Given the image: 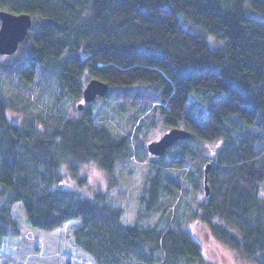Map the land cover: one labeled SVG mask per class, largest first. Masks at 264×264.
<instances>
[{
	"label": "trees",
	"instance_id": "trees-1",
	"mask_svg": "<svg viewBox=\"0 0 264 264\" xmlns=\"http://www.w3.org/2000/svg\"><path fill=\"white\" fill-rule=\"evenodd\" d=\"M1 9L33 18L20 45L25 55L15 62L22 79L55 76L67 96L79 99L84 81L98 78L109 94L152 100L166 125L192 133L175 143L188 163L177 154L178 171L163 161L151 166L142 200L152 212L164 200L165 209L176 207L183 190L199 189L206 159L190 164L200 155L194 143L223 138L210 162V194L205 190L195 212L220 240L264 264V0H0ZM194 95L206 105L190 103ZM5 102L0 96V264H10L11 238L19 232L14 205L32 226L60 227L57 264H127L119 253L142 251L132 264H154L155 251L165 253L163 264H208L174 215L161 228L126 225L121 210L98 196L53 188L65 152L112 171L131 132L117 138L88 113L56 115L60 125L52 129L21 126L9 121Z\"/></svg>",
	"mask_w": 264,
	"mask_h": 264
},
{
	"label": "rangeland",
	"instance_id": "rangeland-1",
	"mask_svg": "<svg viewBox=\"0 0 264 264\" xmlns=\"http://www.w3.org/2000/svg\"><path fill=\"white\" fill-rule=\"evenodd\" d=\"M256 14L261 15L258 12ZM185 25L190 26L189 23ZM212 42L218 43L215 39H212ZM15 54V57L11 59L12 55L0 53V96L8 104L6 114L10 122L21 126L33 122L40 129H52L58 124L60 125V122L54 119L56 115L69 116L88 113L96 122L102 121L104 125L112 129L117 138L128 137L129 132L132 134L129 138V149L118 158L112 171L104 168L94 159L81 161L68 155L67 152H63L65 155L59 158L60 165L54 170L53 188L70 190L78 197L96 199L98 196L102 203L121 210V221L126 225L139 224L143 228H153L154 226L161 228L165 225L164 220L169 215H174L175 218H180L183 221L188 231L200 242L203 248V258L208 264H256L220 240L209 225L201 219L200 211L195 212V209L198 210L200 202L207 197L202 174H198L200 175L198 177L199 189L191 187L187 193L183 190L184 194L180 199H177L176 207L168 206L165 209L167 200H164L162 208L157 211L152 212L145 207L142 195L149 175L154 173L151 166L158 165L160 161H163V163L172 165V168L176 167L177 164L174 163L178 160V158L176 159L177 154L182 158L181 162L189 161V157L187 160L182 157L180 143H174L162 155L152 154L149 151L148 144L151 141L159 140L172 128L166 125L159 111H154L152 100L150 103L140 102L141 99L137 100L139 95L137 98L125 99L113 93L98 97L92 102H86L83 97L72 98L67 96L55 76L49 75L47 78L38 76L32 81L22 79L17 72L18 63L15 62L20 56L25 55V52L20 47ZM7 62L16 65L13 66V71L10 68L8 71H4L3 64ZM1 65H3L2 68ZM88 81H84V88ZM135 86L131 91H136ZM148 88L153 90V88ZM214 98L215 96L211 101ZM80 103L84 104L83 109L78 108ZM190 103L195 107L205 106L207 98L194 95ZM101 118L106 120H100ZM176 127L183 128L182 125ZM194 144L199 148L200 155H191L194 156V159L190 164L199 165L200 162L197 163L195 160L205 158L206 160L201 163L203 170L207 162L215 163L217 152L223 146L224 139L197 140ZM190 166H186L184 169L188 170ZM170 170L178 171L174 168ZM183 185L186 184L183 183ZM12 219L17 223L19 232L11 238L10 264H57L60 227L44 230L32 226L27 220L24 208L18 205H14L12 209ZM11 229L16 232L13 226ZM142 253L143 251L130 255L119 253V255L125 263L132 264ZM154 256L156 259L154 264H163L164 252L155 251Z\"/></svg>",
	"mask_w": 264,
	"mask_h": 264
},
{
	"label": "water",
	"instance_id": "water-1",
	"mask_svg": "<svg viewBox=\"0 0 264 264\" xmlns=\"http://www.w3.org/2000/svg\"><path fill=\"white\" fill-rule=\"evenodd\" d=\"M0 53L11 55L17 52L20 44L25 40L33 24V18L29 13H13L7 10H0ZM109 91V84L101 79L92 78L83 89V98L86 102H92L98 97L106 96ZM79 109L84 108V104L78 105ZM192 136L188 129L173 127L166 132L159 140L151 141L148 149L152 154L162 155L167 149L180 139ZM212 163L205 166V190L210 194L208 183L209 172Z\"/></svg>",
	"mask_w": 264,
	"mask_h": 264
}]
</instances>
